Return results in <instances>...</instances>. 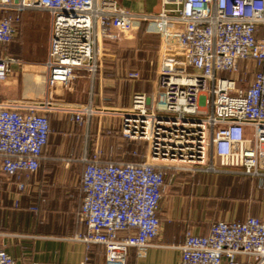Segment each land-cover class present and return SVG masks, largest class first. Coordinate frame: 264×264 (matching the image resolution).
<instances>
[{
    "label": "built area",
    "instance_id": "1",
    "mask_svg": "<svg viewBox=\"0 0 264 264\" xmlns=\"http://www.w3.org/2000/svg\"><path fill=\"white\" fill-rule=\"evenodd\" d=\"M33 10L51 15L49 89L77 69L96 71L110 44L139 23L152 24L161 38L156 90L136 92L120 111L122 136L144 142L146 152L134 161L97 153L83 159V229L69 239L103 248L105 264H128L131 249L154 246L160 234L170 170L232 172L264 186V0H160L143 12L121 0H0V84L20 62L6 48L16 23ZM54 110L79 123L95 112L47 98L0 99V186L16 179L18 192L26 188L21 177L40 168ZM176 248L174 264H264V219L217 220L208 234L188 233ZM0 264H18L1 241Z\"/></svg>",
    "mask_w": 264,
    "mask_h": 264
},
{
    "label": "crops",
    "instance_id": "2",
    "mask_svg": "<svg viewBox=\"0 0 264 264\" xmlns=\"http://www.w3.org/2000/svg\"><path fill=\"white\" fill-rule=\"evenodd\" d=\"M121 2L137 12L152 11L145 9V0ZM45 22H48L50 37L51 18L43 20L38 11H24L21 20L16 23V35L6 46L8 52L18 59L11 47L16 43L23 46L26 31ZM47 58L48 51L45 60L40 63L46 70L45 95L26 97L27 92L36 93L35 86L30 85L34 78L29 76L22 81V84H28V89L24 86L28 91L21 92L20 98L36 101L47 98L72 106L91 105L96 113L84 123L73 121L59 110L49 113L51 131L40 168L29 179L23 174L21 180L26 183V188L21 192H18L16 179H5L0 186V241L18 264L20 257L27 256L33 259L30 264H83L86 259L90 264H105L103 248L94 246L87 250L67 236L83 229L77 221L83 159L96 153L107 160L117 158V154L114 156L103 150V128L113 123L120 129V111L131 106L133 95L141 92L137 88L141 85L134 77L128 76L130 69H133L130 61L100 57L96 71L77 69L68 83H59L49 89ZM20 68L21 61L14 63L11 71L13 73ZM10 76L12 78L13 75ZM13 81L4 82V86H12L10 90L14 91L16 82L15 79ZM151 87L150 91L145 92L156 90V84ZM7 94V99H20L16 97L17 94ZM4 98L0 96V99ZM138 143L127 142L126 161L141 159L145 154L146 149L139 148ZM68 160L69 163H66ZM173 175L172 183L166 184L163 192L159 211L161 230L154 246L143 250L131 249L128 264H174L180 257L176 247L184 242L188 233L208 234L212 223L217 220H243L249 215L264 219V205L248 206L243 198L247 182L256 189H264V186L258 187L255 179L232 172L176 171ZM168 186L171 194L164 203ZM17 199L19 204L15 205Z\"/></svg>",
    "mask_w": 264,
    "mask_h": 264
},
{
    "label": "rangeland",
    "instance_id": "3",
    "mask_svg": "<svg viewBox=\"0 0 264 264\" xmlns=\"http://www.w3.org/2000/svg\"><path fill=\"white\" fill-rule=\"evenodd\" d=\"M145 3L147 6L145 8L146 10L154 11L159 8L160 0H145ZM33 11H38V13L42 15L43 20L46 19L48 21L51 18V15L47 11ZM48 39L49 25L48 22H45V24L35 26L26 31L23 46H20L19 43H16L11 47L12 53L19 56L17 58L21 61V70H16L13 73L11 71L10 75H13L12 78H10L11 76L9 75L8 79L2 82L3 84L0 87V96L6 97L4 99H7V96H9L7 92H9V94H17L16 97L20 98L22 96L21 92L28 91V84H22V81L29 76H32L34 78V82L30 83V85L32 87L35 86L34 90L36 93H34L33 95L32 93L29 94V92H27L28 95L26 97H36L37 95L42 96V94L45 95L46 70L40 63H42L47 56V51L49 49ZM160 45L161 38L156 33L154 26L149 23H139L131 31L123 35L119 41L111 45L109 50H105L102 57L123 58L130 61L133 64V69H130L128 76L133 78V76H131V73H135L136 75H138L134 77L137 83L141 85L137 88L141 91H150L153 84L157 85ZM25 62L33 64L28 65L25 64ZM249 67L253 69L251 62ZM252 78L253 73H248V82H250ZM10 79L11 81L15 79L16 86L14 88V91L10 90V87L12 86H4V82L7 83L8 81L9 83ZM151 92H154V90ZM94 113L92 115H94ZM103 131L105 132L102 144L104 152L106 151L109 154L112 153L114 156L117 154L115 156L117 158H112V160H128V153L126 152V149L129 147V145H127V142L129 140L125 139L122 136L120 129L118 130V125H114L113 123L107 125L106 127L104 125ZM138 145H140L139 148H141L142 150L146 149V144H144V142H140L138 143ZM112 156L110 155V157ZM173 173L174 172H172L171 170L168 171L166 184L172 183V180L175 177ZM253 186L254 185H251L249 182H247L246 195L245 197H243L246 200V204L252 207L264 205V189H256V187ZM169 188L170 186H168L165 192L166 194H164V203L166 202L168 196L171 194ZM32 261V257H20L19 264H30Z\"/></svg>",
    "mask_w": 264,
    "mask_h": 264
},
{
    "label": "water",
    "instance_id": "4",
    "mask_svg": "<svg viewBox=\"0 0 264 264\" xmlns=\"http://www.w3.org/2000/svg\"><path fill=\"white\" fill-rule=\"evenodd\" d=\"M37 264H51V263H37Z\"/></svg>",
    "mask_w": 264,
    "mask_h": 264
}]
</instances>
